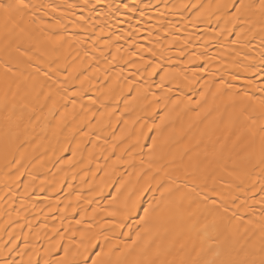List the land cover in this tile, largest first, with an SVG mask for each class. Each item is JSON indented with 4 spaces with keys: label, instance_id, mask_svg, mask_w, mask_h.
I'll return each mask as SVG.
<instances>
[{
    "label": "bare ground",
    "instance_id": "6f19581e",
    "mask_svg": "<svg viewBox=\"0 0 264 264\" xmlns=\"http://www.w3.org/2000/svg\"><path fill=\"white\" fill-rule=\"evenodd\" d=\"M23 3L0 9V264L258 262L264 0Z\"/></svg>",
    "mask_w": 264,
    "mask_h": 264
},
{
    "label": "snow or ice",
    "instance_id": "6c2138e0",
    "mask_svg": "<svg viewBox=\"0 0 264 264\" xmlns=\"http://www.w3.org/2000/svg\"><path fill=\"white\" fill-rule=\"evenodd\" d=\"M26 7L27 5L23 3V0H16L15 3H11V4L0 3V9H3L4 11L9 12V13L20 12ZM92 264H98V262L96 260H93ZM238 264H264V246L261 247V256L258 262L256 260L245 259V260L239 261Z\"/></svg>",
    "mask_w": 264,
    "mask_h": 264
}]
</instances>
